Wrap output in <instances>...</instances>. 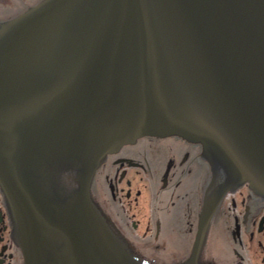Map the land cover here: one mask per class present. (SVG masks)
<instances>
[{
	"label": "water",
	"instance_id": "water-1",
	"mask_svg": "<svg viewBox=\"0 0 264 264\" xmlns=\"http://www.w3.org/2000/svg\"><path fill=\"white\" fill-rule=\"evenodd\" d=\"M199 143L222 195L264 196V0H39L0 21V188L24 264H146L91 196L141 136Z\"/></svg>",
	"mask_w": 264,
	"mask_h": 264
},
{
	"label": "flooded vegetation",
	"instance_id": "flooded-vegetation-1",
	"mask_svg": "<svg viewBox=\"0 0 264 264\" xmlns=\"http://www.w3.org/2000/svg\"><path fill=\"white\" fill-rule=\"evenodd\" d=\"M39 0H0V21ZM211 169L199 143L141 136L106 155L91 196L131 254L152 264H179L191 252ZM0 188V264H24ZM166 258L170 263H156ZM201 264H264V196L243 183L219 200L204 236Z\"/></svg>",
	"mask_w": 264,
	"mask_h": 264
},
{
	"label": "rangeland",
	"instance_id": "rangeland-1",
	"mask_svg": "<svg viewBox=\"0 0 264 264\" xmlns=\"http://www.w3.org/2000/svg\"><path fill=\"white\" fill-rule=\"evenodd\" d=\"M155 262H156V263H159V262H160V263H164V262H165V263H170V262H172V260H169V259H166V258H164V259L161 258V259L155 260Z\"/></svg>",
	"mask_w": 264,
	"mask_h": 264
},
{
	"label": "bare ground",
	"instance_id": "bare-ground-1",
	"mask_svg": "<svg viewBox=\"0 0 264 264\" xmlns=\"http://www.w3.org/2000/svg\"><path fill=\"white\" fill-rule=\"evenodd\" d=\"M209 163V162H208ZM210 165V164H209ZM247 183V182H246Z\"/></svg>",
	"mask_w": 264,
	"mask_h": 264
}]
</instances>
